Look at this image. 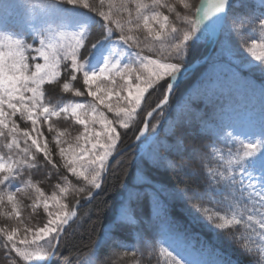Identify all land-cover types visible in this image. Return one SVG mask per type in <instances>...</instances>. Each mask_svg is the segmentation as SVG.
<instances>
[{"label":"trees","instance_id":"1","mask_svg":"<svg viewBox=\"0 0 264 264\" xmlns=\"http://www.w3.org/2000/svg\"><path fill=\"white\" fill-rule=\"evenodd\" d=\"M86 2L94 7H100V0H86ZM120 2L121 0H104L103 8L100 10L109 12V3L119 5ZM145 2L150 3L151 0ZM168 2L175 4L176 0H168ZM187 2L199 7L201 0H187ZM112 11L115 12V9L113 8ZM161 11L169 15L181 30L190 27L182 19L177 20L175 15L168 13L166 9ZM181 12L182 15L186 14V10L181 9ZM192 12L194 14L195 9ZM126 19L127 13L123 10L113 16V21L120 20L121 23ZM260 19H264L263 4L256 0H233L228 14L231 31L226 29L220 34L210 58L193 70L189 69L206 57L213 41L203 39L197 41L194 37L188 42L187 55L182 61L184 67L188 69L187 78L180 81L174 89L169 104L164 109V115L159 116L157 113L149 119L139 114L135 121L130 123L128 129L115 125L121 135L115 153L133 144L134 146L113 162L100 190L91 200L87 196L91 186L82 178L69 173L64 167L65 161L59 155V146L76 148V137L83 131V127L72 117L53 116L48 121H38L36 127L39 133H42L38 135L33 130L30 120L21 119L19 114L13 117L20 134V146L19 148L13 146L10 150L7 144L11 137L7 135L0 137V155L24 161L23 149L31 144V140L29 139L25 144L22 132L28 131L31 137L39 139L41 145L47 143L56 166L49 164L43 153L36 152L34 147L30 148V152L35 154V167L22 163L16 173L17 179L12 180L6 187L0 186L4 193L15 192L17 188L22 189V193H16L19 219L16 218L15 213H12L11 205L6 202V196L5 203L0 204V229L9 231L16 228L20 238H23L25 228L31 227L35 230L43 226L48 216L43 206L32 205L36 204L38 196L35 187H39L45 196L56 192L61 197L62 203L77 212V218L66 228L61 237L60 247L50 264H89V260L94 259L97 253L95 242L103 234L105 224L111 219L116 205L123 198L122 181L126 180L128 174H134L140 169L150 173L156 181L176 190V199L171 206L173 219L177 220L183 230L196 240V247L203 244L217 249L228 257L232 264H264V240L258 234L259 225H255V220L260 219L259 216L253 218L256 232H253L246 223L234 225L230 230H216L206 221L202 213L200 219L193 220V203H190L184 195L185 192L189 195L193 192L206 194L202 200L194 203L202 208H208L210 212H219L220 215L229 218L235 215L238 219L243 217L244 221H247V215L251 211L247 197L251 191L242 193L239 186H232L230 181L234 173L239 175L238 165L244 162L245 149L241 140L226 134V131L233 130L228 119H225L227 107L224 103L233 98L229 102L233 110L243 113L244 116L249 115L255 127L254 135L250 139H256L259 131L264 127V91L260 89V85L264 84V64L256 61L246 51L244 42L250 43L253 37L257 40L262 38L259 29ZM107 27H111L113 31L108 33ZM129 28L133 29L130 34L140 42V47H136L135 40L127 44L131 49L129 58L138 71L143 69L135 55L136 52H141L143 49L141 55L157 58L155 55L157 51L166 54V50L175 42L173 36L163 37L160 40L149 37L146 41L145 32L137 30L134 24L124 23L125 32ZM52 32L57 37L51 35ZM81 32L85 33V43L78 49V62L85 63L86 70L105 49L116 42L123 43L120 40L121 32L114 22L109 25L98 12L86 9L82 4L70 5L67 0H0V35L24 42L27 62L33 71L36 63H44L34 51L41 47V39H44L46 49L49 44L59 49V45L72 42V37ZM199 34L197 32V35ZM94 42L95 47H91ZM222 46L231 49L233 54L229 55L222 50ZM149 48L152 49L151 53ZM58 55L63 57L65 52L59 49ZM57 71L59 76L56 80L46 82L43 86L45 102L57 108L74 102L90 105L92 99L87 95L79 97L74 95L75 89L86 93L87 88L83 85L82 73L77 74V80L71 79L70 59H62ZM66 82L73 91L67 93L63 91V83ZM244 92L248 96H253L254 103L249 109L247 107H244V110L236 109L235 97ZM159 96V92H156L152 97L153 101ZM100 110L108 119H116L114 113L108 112L107 109ZM145 120L149 123L148 133L145 138L138 141L136 137L140 135ZM152 124H156L157 127L153 129ZM5 132L7 133V129ZM57 140L61 142L59 146ZM193 147L197 149L195 154ZM156 156L163 157V166L153 165L151 158ZM250 161L255 162V168H250L254 171L255 177L264 174V146L250 158ZM81 163L87 166L86 161ZM221 173L223 177L218 175ZM57 185L66 188L67 191L61 194ZM82 188L83 192L80 191ZM91 190L95 191V189ZM77 200L80 201L79 204L76 203ZM161 223L154 216L148 219L146 213L142 211L137 223H126L115 231L112 239L103 249L101 259L105 260L106 264H164L158 259L151 245L155 242V234ZM242 237L244 245L251 251H247L244 246L237 243ZM50 257L51 255L40 264H47ZM205 258L212 259L208 255ZM0 264H38V262H26L17 256L0 231Z\"/></svg>","mask_w":264,"mask_h":264},{"label":"snow or ice","instance_id":"2","mask_svg":"<svg viewBox=\"0 0 264 264\" xmlns=\"http://www.w3.org/2000/svg\"><path fill=\"white\" fill-rule=\"evenodd\" d=\"M261 2L264 4V0ZM67 3L70 5L82 4L84 8L98 12L109 25L114 22L116 28L121 32L120 40L124 44H129L130 41L135 40L136 47H140L138 39L130 34L133 29L129 28L125 32L124 23L134 24L137 30L145 32L146 41L149 37L160 40L165 35L173 36L175 41L166 50V54H160L157 51L155 53L157 58L141 55L143 49L141 52H136L135 55L143 71L133 69L129 65H125L121 69L118 63H111L110 60L106 59L103 67L99 68L98 71L90 72L86 70L85 63L78 62V49L85 43L84 32L73 36L72 42L59 45V49L65 52L63 57L58 55L59 49L51 44L46 49L44 47L45 41L41 39V47L34 49V51L43 59L44 63H36L33 71L27 62L28 57L24 42L0 35V137L6 135L11 137L7 144L10 150L13 146L19 148L20 134L15 120L12 119L17 114L20 115L21 119L30 120L33 130L38 135H42L36 127L38 121H48L51 117H59L61 114L70 115L78 125L83 127V131L76 137V148L59 146L61 142L57 140L59 155L65 161L64 167L69 173L82 178L91 186L87 191L88 198H91L93 196L91 189L101 188V177L107 170V162L116 152L118 142L121 139L120 132L117 131L115 125L118 124L120 128L128 129L130 123L135 121L139 114H143L147 118H152L157 113L159 116L164 115V109L169 104L174 88L184 79L188 71L182 62L187 55L188 42L192 41L194 37L197 41L203 39L211 42L218 38V35L224 30L231 31L228 14L232 7V0H202L199 7L189 4L187 0H176L175 4H170L168 0H151L150 3L145 2V0H121L119 5L109 3V12L100 10L103 8L104 0H100L99 8L89 4L86 0H67ZM113 8L115 12L112 11ZM162 9H166L168 13H173L177 20L182 19L190 27L181 30L169 15L161 11ZM181 9L186 10V14L182 15ZM193 9H195L194 14ZM121 10L127 13V19L124 23H121L120 20L113 21V16L121 13ZM193 15H195V19H193ZM259 29L262 38L257 40L253 37L250 43L244 42V47L256 61L264 64V19H260ZM112 31L111 27H107L108 33ZM197 32L200 34L197 35ZM177 33L179 35H175ZM91 47H95V42ZM222 50L229 55L233 54L232 50L226 46H222ZM149 52H152L151 48H149ZM62 59H70V75L73 81L77 80V74L82 73L83 85L86 86L87 92L84 93L75 89L74 95L91 97L90 105L75 103L57 108L45 102L43 86L46 82L50 83L59 76L57 69ZM113 73L124 83L117 84L116 80L113 79L111 81L113 86H102L101 81L108 80ZM233 77H235V73H233ZM260 89L264 91V84L260 85ZM63 91L67 93L73 89L66 82L63 83ZM156 92H159L160 96L156 101H153L152 97ZM101 106L108 112L114 113L116 119H108L100 110ZM90 111L95 112L96 115L90 117ZM97 122L101 126L99 131L95 130ZM151 127L155 129L157 125L152 124ZM148 128L149 123L145 120L140 135L136 139L139 140ZM5 129H7V133ZM226 134L232 137L235 130L226 131ZM253 135L246 136L252 137ZM22 136L25 138V144L28 143L29 139L31 140V144L23 149L24 161L13 160L11 157L0 155V186L6 187L12 180L17 179L16 173L22 163H28L30 167H35V154L30 152L31 147H34L36 152L43 153L49 164H52L53 167L56 166L51 158V150L47 143L41 145L39 139L31 137L28 131H23ZM80 141L83 143H79ZM241 143L245 149L243 153L244 162L238 165L239 175L234 173L230 177V181L232 186L238 185L242 193L252 189L247 197L251 204L247 221H244L243 217L238 219L235 215L229 218L220 215L219 212H210L208 208H202L194 203V201L202 200L206 194L193 192L189 195L185 192L184 195L190 203H193V220L200 219V213H202L208 223L216 230L221 231L230 230L234 225L246 223L253 232H256L255 225H259L258 234L264 240V174L259 175V186L257 187L252 183L257 177H254V172L250 170V168H255V162L250 161V158L254 157L264 146V127L261 128L256 139H248L247 143L244 141ZM196 152L197 149L193 147V153ZM162 160L163 157L160 156L151 158L155 167L163 166ZM82 161H87V166L81 163ZM218 175L223 177L222 173ZM245 181H248L247 185ZM57 187L61 194L67 191L60 185ZM121 187L123 198L116 205L111 219L105 224L103 234L95 242L97 253L94 259L89 260V264H106V261L101 259L103 249L108 245L115 231L124 226L128 220L136 222L142 211L146 213L148 219L154 216L162 222L160 236L162 242L166 243L168 247L161 251L162 254L171 257L173 264H232L231 260L217 249H212L203 244L200 247L194 246L188 233L183 230L177 220L173 219L171 206L176 199L174 188L156 181L150 173H145L140 169H137L134 174H128L126 180L122 181ZM21 191V188H17L15 192L4 193L3 189L0 188V204L5 203L6 196V202L11 205V211L15 213L17 219H19L20 213L16 193ZM35 191L38 194L37 199L42 201L43 208L47 212V222L35 230L31 227L25 228V235L20 239L17 238L16 228L9 231L0 229V231L3 232L11 244V250L15 251L17 256L26 262L36 261L40 264L60 247L64 225L68 224L76 212L70 209L69 205L62 203L61 197L56 192L50 196H45L39 187H35ZM80 191L83 192L84 189L82 188ZM76 203L79 204L80 201L77 200ZM254 216L260 217V219L255 220V225L253 224ZM29 235L31 239H29ZM42 241L46 243L42 244ZM237 243L246 248L243 237ZM21 245L25 247L21 248ZM246 250L251 251L247 248ZM206 255L211 256L212 259L204 258Z\"/></svg>","mask_w":264,"mask_h":264},{"label":"rangeland","instance_id":"3","mask_svg":"<svg viewBox=\"0 0 264 264\" xmlns=\"http://www.w3.org/2000/svg\"><path fill=\"white\" fill-rule=\"evenodd\" d=\"M256 1H258L259 3L262 4L261 0H256ZM200 4H201V2H200ZM48 30H50V29H48ZM52 33H51V35H54L55 37H57L54 32H52ZM167 36L168 35L162 36V38L163 37H167ZM130 52H131V49H130V47L127 44L116 42L113 45H111L110 47H108L107 49H105V51L101 55H99L95 59V61L89 66L87 71H90V72L91 71H98L99 68L103 67L106 59L110 60L111 63H118L119 66L121 67V69L125 65H129L133 69H136L135 66H133L132 61L129 58ZM134 75H135V73L133 74V76ZM113 79L116 80L117 84L124 83V81L120 80V78L118 76H116L115 73H113L112 76H110L108 80L101 81L102 86H113L111 84V81ZM232 99L233 98H231L230 100L225 101V103H224V106L227 107V109H226L227 115H226L225 119H228V123H230L232 125V130H235V134H234L233 137L237 138V136H238V138H237L238 140L248 142V139H250L251 137H247L246 135H253L254 132H255V127L253 125L252 120H250L249 115H247V116L245 115L244 116L243 113H241L239 111H236V110H233V108L229 105V102ZM234 102H235V108L236 109H239V110L243 109L244 110L245 109L244 107H247L248 109L250 107H252V105L254 103V100H253V96L252 95L248 96L244 92V94H237V97H235ZM75 103H77V102H74L72 104H75ZM113 103H115V101H113ZM102 108H103V106H101V109ZM95 115H96L95 112H91L90 111V117H93ZM61 116L70 117V115H65V114H61ZM100 127L101 126H100L99 122H97L96 125H95V130L99 131ZM242 133L245 134V135H243ZM81 143H83V141ZM86 163L88 164L87 161H86ZM254 174L255 173H253V176H254ZM252 183L255 184L258 187L259 186L258 178L254 179L252 181ZM245 184L247 185L248 181H245ZM248 190L252 191V189H248ZM32 205L34 207H36L38 205L43 206L42 201H40L38 199L36 201V204L35 205L32 204ZM135 223H137V221L133 222L131 220H128V222H127V224H135ZM160 226L161 227L158 228V230H157V232L155 234V236H156L155 242L151 243V245L154 248L153 251L157 254L158 259L162 263H164V264H173L171 257H168L166 254H162L161 250L164 249V248H167L168 245L166 243H163L162 240H161L160 230L162 228V223H161ZM17 238L20 239V236L18 235V232H17ZM29 239H31L30 235H29ZM191 239H192L193 245L195 246L196 245V240L194 238H191ZM42 242H44V241H42Z\"/></svg>","mask_w":264,"mask_h":264},{"label":"water","instance_id":"4","mask_svg":"<svg viewBox=\"0 0 264 264\" xmlns=\"http://www.w3.org/2000/svg\"><path fill=\"white\" fill-rule=\"evenodd\" d=\"M219 36H220V34L218 35V38H219ZM218 38H216V39L214 40L213 45H212L211 49L209 50L208 54L206 55V57H205L200 63H199V62L195 63V64H194L189 70L196 69L198 66H201V65H203L204 63H206V61L210 58V56H211L212 53L214 52V49H215V47H216V45H217V42H218ZM185 78H187V77L184 76V79H185ZM176 87H177V86H176ZM176 87H175V88H176ZM175 88H174V89H175ZM173 91H174V90H173ZM172 93H173V92H172ZM147 132H148V130L144 132V135L141 136L139 140L143 139V138L146 136ZM139 140H138V141H139ZM138 141H137V142H138ZM133 146H134V144L131 145V146H129V147H127V148H124V149L120 150L118 153H116L115 155H113V156L110 158V160L108 161L107 170L104 172V175H103V177H102V179H101V186H102V184H103V182H104V180H105V178H106V176H107V174H108V172H109V169H110L111 165L113 164V162H114V161H115V160H116L121 154H123L124 152L130 150ZM99 190H100V189H95V191L93 192V196H92L91 198H88V199H89V200L93 199V197L98 193ZM75 212H76V211H75ZM76 218H77V212H76V215H75L74 217H72V218L69 220L68 224L64 225V231H63V233L61 234V237H62V235L64 234L66 228H67V227H68V226H69V225H70V224H71ZM56 252H57V250H56L53 254H51V257H50L49 261L47 262V264H50V263H51V261H52V259L54 258Z\"/></svg>","mask_w":264,"mask_h":264},{"label":"bare ground","instance_id":"5","mask_svg":"<svg viewBox=\"0 0 264 264\" xmlns=\"http://www.w3.org/2000/svg\"><path fill=\"white\" fill-rule=\"evenodd\" d=\"M213 44V43H212Z\"/></svg>","mask_w":264,"mask_h":264}]
</instances>
